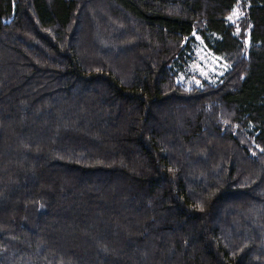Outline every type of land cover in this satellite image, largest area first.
<instances>
[{
  "label": "trees",
  "instance_id": "trees-1",
  "mask_svg": "<svg viewBox=\"0 0 264 264\" xmlns=\"http://www.w3.org/2000/svg\"><path fill=\"white\" fill-rule=\"evenodd\" d=\"M0 264H264V0H0Z\"/></svg>",
  "mask_w": 264,
  "mask_h": 264
},
{
  "label": "rangeland",
  "instance_id": "rangeland-1",
  "mask_svg": "<svg viewBox=\"0 0 264 264\" xmlns=\"http://www.w3.org/2000/svg\"><path fill=\"white\" fill-rule=\"evenodd\" d=\"M243 14V10L237 7L230 16L231 20L237 19ZM226 70V63L217 55L206 50L201 44H198L193 54V59L189 69L182 75L180 80L190 83H200L202 79L216 80Z\"/></svg>",
  "mask_w": 264,
  "mask_h": 264
}]
</instances>
